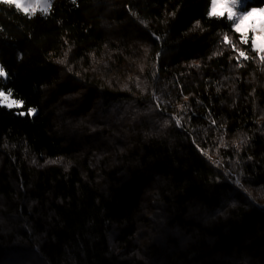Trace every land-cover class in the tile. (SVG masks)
Masks as SVG:
<instances>
[{"label":"trees","instance_id":"1","mask_svg":"<svg viewBox=\"0 0 264 264\" xmlns=\"http://www.w3.org/2000/svg\"><path fill=\"white\" fill-rule=\"evenodd\" d=\"M210 7L0 0V264H264V53Z\"/></svg>","mask_w":264,"mask_h":264},{"label":"snow or ice","instance_id":"2","mask_svg":"<svg viewBox=\"0 0 264 264\" xmlns=\"http://www.w3.org/2000/svg\"><path fill=\"white\" fill-rule=\"evenodd\" d=\"M3 3L12 5L18 10L28 11L22 3L18 0H2ZM210 12L211 17H226L234 27V31L240 34L241 42L247 43L249 39V32L252 33L251 43L253 48L258 53H264V7H251L247 8L245 0H210ZM47 11V8L45 9ZM199 23V22H197ZM225 42L228 41V37H224ZM241 56L245 54L240 53ZM247 58V57H245ZM261 60H264L262 55ZM6 73L2 67H0V77H5ZM5 103L8 107H11L15 101L10 100V94H5L0 91V106H4ZM35 109H30V114H35ZM179 125L180 121H176ZM238 183V181H237Z\"/></svg>","mask_w":264,"mask_h":264},{"label":"rangeland","instance_id":"3","mask_svg":"<svg viewBox=\"0 0 264 264\" xmlns=\"http://www.w3.org/2000/svg\"><path fill=\"white\" fill-rule=\"evenodd\" d=\"M51 1L52 0H18V2L22 3L25 7H27V9H28L27 12L31 13V14H34L37 12H42V13L48 12L50 7H51ZM248 1L249 0H245V3L247 4ZM258 7H264V5L258 6ZM46 8H47V11H45ZM248 36L249 37L252 36V33L249 32ZM0 67H1V64H0ZM4 93L7 94L6 92H4ZM10 100L15 101V103L11 107H21L22 106V102L20 100H17L15 98H13L12 96H10ZM5 105H7V104L5 103Z\"/></svg>","mask_w":264,"mask_h":264}]
</instances>
